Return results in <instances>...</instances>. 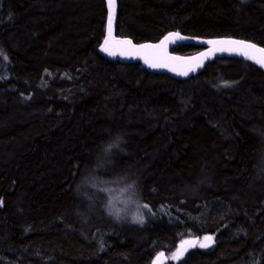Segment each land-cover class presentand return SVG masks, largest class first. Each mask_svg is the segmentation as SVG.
Masks as SVG:
<instances>
[{
	"label": "trees",
	"instance_id": "trees-1",
	"mask_svg": "<svg viewBox=\"0 0 264 264\" xmlns=\"http://www.w3.org/2000/svg\"><path fill=\"white\" fill-rule=\"evenodd\" d=\"M118 4L116 33L135 41L264 46V0ZM106 20L104 0H0V264H264V70L221 57L175 79L113 62ZM103 178L135 181L143 223L105 214Z\"/></svg>",
	"mask_w": 264,
	"mask_h": 264
},
{
	"label": "water",
	"instance_id": "water-1",
	"mask_svg": "<svg viewBox=\"0 0 264 264\" xmlns=\"http://www.w3.org/2000/svg\"><path fill=\"white\" fill-rule=\"evenodd\" d=\"M107 7V20L105 37L102 40L98 50L106 59L121 63H140L147 71L155 74L169 75L175 79H185L201 72L209 62L216 58L221 57H236L244 59L256 64L262 70L264 65L256 63V59L264 58V53H260L254 49H245L239 45L230 44L228 41H244L248 44L256 45L257 48H264L263 45L256 43L252 40L239 38L235 36H220V37H201V36H190L181 33L177 30H172L164 34L158 40H146V41H135L130 36H121L116 33L119 4L118 0H114L113 8V20L111 30H109L108 24V0H104ZM170 33H178V36ZM168 36V40L164 41V37ZM108 40V44L105 45V40ZM123 41H131V44H124ZM161 41L164 43L160 47L150 48H139L140 45H160ZM212 42V43H209ZM178 44H196L203 46L197 52L191 54H178L172 51L173 46ZM108 47L109 51H104V47ZM226 49V50H220ZM114 53V54H110ZM254 57V58H249ZM164 64L162 67H152L151 64ZM194 69L188 71V69ZM184 71H188L187 75L181 74ZM196 245V243H182V249L186 245ZM189 246V247H190ZM165 258H167L165 256Z\"/></svg>",
	"mask_w": 264,
	"mask_h": 264
},
{
	"label": "clouds",
	"instance_id": "clouds-1",
	"mask_svg": "<svg viewBox=\"0 0 264 264\" xmlns=\"http://www.w3.org/2000/svg\"><path fill=\"white\" fill-rule=\"evenodd\" d=\"M124 143L123 135L117 133L109 142L103 146L105 153H110L113 149L119 148ZM106 150V151H105ZM138 200V192L135 181H130L126 185V196L123 200L113 202L105 201L103 210L107 216L117 223L127 221L129 223L137 222V212L135 211V203Z\"/></svg>",
	"mask_w": 264,
	"mask_h": 264
},
{
	"label": "rangeland",
	"instance_id": "rangeland-1",
	"mask_svg": "<svg viewBox=\"0 0 264 264\" xmlns=\"http://www.w3.org/2000/svg\"><path fill=\"white\" fill-rule=\"evenodd\" d=\"M129 182V180H122V179H107V178H103L102 180L100 179L98 183L93 184V187L95 189H97L99 192H102L104 194V201L103 203L107 200V201H113V202H117V201H121L125 198L126 196V185ZM88 182H84L83 186L88 187ZM139 200L136 201L135 203V211L137 212V214H142L143 216H145V212L143 207L139 204ZM145 219V217H144ZM208 236L207 234L204 235L202 237L201 243H207L208 245L211 244V242L209 241H205L204 237ZM191 237V238H189ZM194 236H187L185 238H188L186 240H183V243L185 241H188L190 243H196V239L193 238ZM183 238V239H185ZM200 243V244H201ZM190 244L186 245L185 248H189ZM163 255H160V254ZM168 261V258H165V255L163 252H159L155 258L152 261V264H166Z\"/></svg>",
	"mask_w": 264,
	"mask_h": 264
},
{
	"label": "snow or ice",
	"instance_id": "snow-or-ice-1",
	"mask_svg": "<svg viewBox=\"0 0 264 264\" xmlns=\"http://www.w3.org/2000/svg\"><path fill=\"white\" fill-rule=\"evenodd\" d=\"M108 7H109L108 24H109V30H111V25H112V20H113L114 0H108ZM169 35L170 36H172V35L178 36L179 34L178 33H170ZM168 38H169L168 36H165L164 37V41H167ZM164 41H161V44L160 45H140L139 48L143 49V48H150V47H160L164 43ZM122 43L130 45L131 44V41H123ZM209 43H212V42H209ZM228 43L235 44V45H239V46H241V47H243L245 49H254V50H256V51H258L260 53H264V48H257L256 45L248 44V43H246L244 41H228ZM107 44H108V40L106 39L105 40V45H107ZM220 50H226V49H220ZM104 51H109L108 47L105 46L104 47ZM110 54H114V53H110ZM249 58H254V57H249ZM256 63H259L261 65H264V58L256 59ZM151 66L152 67H162V66H166V65L153 63V64H151ZM193 70L194 69H191V68L188 69V71H193ZM188 71H184L181 74L187 75L188 74ZM225 83L227 84V82H225ZM143 207L147 208L148 205L145 204V205H143ZM136 219H137V222L138 223H143L144 222V216L142 214H138L137 217H136ZM204 240L211 242V241H213V237L212 236H205L204 237ZM184 243L187 244V243H190V242L185 241ZM207 246H208L207 243H201L200 244V247H207ZM182 251L183 250H181L178 253L174 254L172 258L173 259L178 258L179 255L182 254ZM160 255H163V254L161 253ZM154 264H155V262H154Z\"/></svg>",
	"mask_w": 264,
	"mask_h": 264
}]
</instances>
